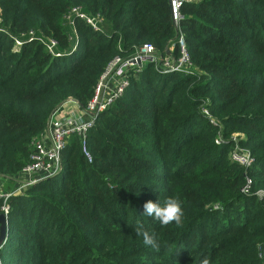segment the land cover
Masks as SVG:
<instances>
[{"label": "trees", "instance_id": "16d2710c", "mask_svg": "<svg viewBox=\"0 0 264 264\" xmlns=\"http://www.w3.org/2000/svg\"><path fill=\"white\" fill-rule=\"evenodd\" d=\"M71 9L96 29L65 24ZM179 15L189 72H129L92 117L88 159L72 134L58 171L16 192L51 116L68 100L84 109L114 56L149 44L175 59L177 48L167 0H0V264H264V0H195ZM232 136L249 166L228 159ZM170 196L182 226L142 215Z\"/></svg>", "mask_w": 264, "mask_h": 264}, {"label": "built area", "instance_id": "2783aa9c", "mask_svg": "<svg viewBox=\"0 0 264 264\" xmlns=\"http://www.w3.org/2000/svg\"><path fill=\"white\" fill-rule=\"evenodd\" d=\"M193 2H195V0H168L169 14L172 26L175 29V44L177 48V57L173 59V61L166 56L160 57L155 52L154 48L149 44H143L124 60L120 59L118 56H114L107 63L103 72L99 76L94 86L91 100L88 101L86 107L83 109V111L88 114L86 118H68L62 123L64 126H60V122H57V125H50V122H56L53 119L59 110L51 116L40 137L33 142V152L30 154L27 164L24 165L16 174L18 175V182L15 187L16 192L24 188L23 184L30 185L38 180L48 178L58 171L60 152L65 146V140H67V138L72 134L79 137L81 141V151L88 159V155L84 149V137L87 129L92 125V117L96 113L102 111L122 93L123 89L127 85L130 68H135L134 66H136L137 62L143 66L151 65L157 71H176L181 73L189 72L190 63L182 34L178 29V21L180 19L179 10L181 5L183 3ZM73 15L83 18L86 24L91 26L93 29H96L94 23L88 18H85L76 9H71L65 15L64 21L66 20V22L70 24L69 20ZM15 44L18 45L19 42L15 41ZM53 47L54 42L49 41L46 50L52 54L51 50ZM109 77H117L119 78V82L114 85V88L111 90V95L109 94L108 97L104 99L102 96L103 88L105 87L104 81ZM102 86L104 87L102 88ZM231 140L233 142V147L228 153V159L241 167L249 166L252 162V158L248 151L239 147L233 136L231 137ZM215 141L218 143L219 140ZM245 184L246 185L242 190L244 193L247 191L248 181H246ZM9 195L10 194L8 193H0V214H2L5 218L8 211L5 201Z\"/></svg>", "mask_w": 264, "mask_h": 264}, {"label": "clouds", "instance_id": "9594fccd", "mask_svg": "<svg viewBox=\"0 0 264 264\" xmlns=\"http://www.w3.org/2000/svg\"><path fill=\"white\" fill-rule=\"evenodd\" d=\"M142 207V215L159 221L161 226H168L173 223L176 226H182L183 224L184 210L182 202L178 196L167 197L162 203L148 200ZM134 231L136 235L143 238V243L145 245L150 246L154 250H159L160 244L157 237L150 233L142 223L137 222ZM199 264H211V261L207 256H205L200 260Z\"/></svg>", "mask_w": 264, "mask_h": 264}, {"label": "rangeland", "instance_id": "374dc122", "mask_svg": "<svg viewBox=\"0 0 264 264\" xmlns=\"http://www.w3.org/2000/svg\"><path fill=\"white\" fill-rule=\"evenodd\" d=\"M169 7V6H168ZM72 17V16H71ZM78 17V16H77ZM78 18H80V17H78ZM80 19H83V18H80ZM84 20V19H83ZM70 22V21H69ZM64 23L65 24H67L68 25V22H66V20L64 21ZM70 24H71V22H70ZM72 25V24H71ZM152 46V45H151ZM153 47V46H152ZM154 48V47H153ZM155 50V49H154ZM156 52V51H155ZM157 53V52H156ZM120 59H122V60H124L125 58H121L120 56H118ZM161 60H163V59H161ZM164 61V60H163ZM163 63V62H162ZM141 64H139V66H140ZM139 66H134L135 68L136 67H139ZM143 65H141L140 67H142ZM135 68H133V67H131L130 68V71L129 72H131L132 70H134ZM176 72V71H175ZM119 82V78H117V77H112V78H107L105 81H104V86H102V88H103V92H102V96H103V98L104 99H106L107 97H108V95L110 94L111 95V90L114 88V85L115 84H117ZM101 88V89H102ZM100 89V90H101ZM91 100V99H90ZM88 103V102H87ZM87 103H86V105H87ZM64 104V103H63ZM62 104V105H63ZM62 105H61V107H62ZM61 107H60V110H61ZM86 107V106H85ZM203 113L206 115V113L203 111ZM68 118H74V116H71V115H68L67 113H64V114H60V115H57V116H55L54 117V121H56V122H50V125L51 124H58L57 122H60L61 124H60V126H64V124H62L63 122H64V120L65 119H68ZM208 118L212 121L213 119H212V117L211 116H209L208 115ZM69 138V137H68ZM67 138V139H68ZM66 141L67 140H65V144H66ZM3 180H0V193H2V192H6L3 188H1V185H2V182ZM24 185V188L26 187V186H29V185H27V184H23ZM31 185V184H30ZM23 188V189H24ZM21 191V190H20Z\"/></svg>", "mask_w": 264, "mask_h": 264}, {"label": "crops", "instance_id": "0c3cea01", "mask_svg": "<svg viewBox=\"0 0 264 264\" xmlns=\"http://www.w3.org/2000/svg\"><path fill=\"white\" fill-rule=\"evenodd\" d=\"M67 113L68 115L74 116V118H86L88 116V114H86L83 109H80L77 104L71 100L66 101L62 107L61 110L59 109V111L55 114V116L60 115V114H64ZM54 116V117H55ZM15 182L12 184L16 187V183L18 182V175H14L13 176ZM3 188V187H2ZM9 188V189H8ZM10 190V187H6L5 191Z\"/></svg>", "mask_w": 264, "mask_h": 264}, {"label": "water", "instance_id": "95a60500", "mask_svg": "<svg viewBox=\"0 0 264 264\" xmlns=\"http://www.w3.org/2000/svg\"><path fill=\"white\" fill-rule=\"evenodd\" d=\"M168 2V0H167ZM171 61H173V59L170 58ZM137 66H139V63H136ZM5 231H6V227H5V217L0 214V245L2 244L4 237H5Z\"/></svg>", "mask_w": 264, "mask_h": 264}]
</instances>
